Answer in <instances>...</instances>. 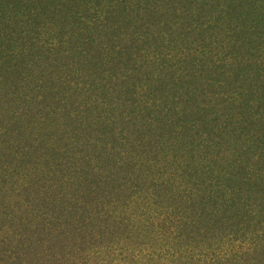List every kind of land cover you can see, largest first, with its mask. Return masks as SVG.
I'll list each match as a JSON object with an SVG mask.
<instances>
[{
    "label": "rangeland",
    "instance_id": "rangeland-1",
    "mask_svg": "<svg viewBox=\"0 0 264 264\" xmlns=\"http://www.w3.org/2000/svg\"><path fill=\"white\" fill-rule=\"evenodd\" d=\"M0 264H264V0H0Z\"/></svg>",
    "mask_w": 264,
    "mask_h": 264
}]
</instances>
